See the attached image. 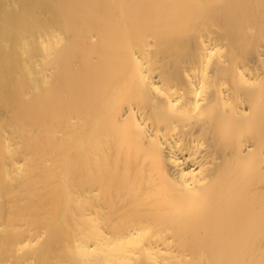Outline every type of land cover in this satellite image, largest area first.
Returning <instances> with one entry per match:
<instances>
[{
  "label": "bare ground",
  "instance_id": "obj_1",
  "mask_svg": "<svg viewBox=\"0 0 264 264\" xmlns=\"http://www.w3.org/2000/svg\"><path fill=\"white\" fill-rule=\"evenodd\" d=\"M0 264H264V0H0Z\"/></svg>",
  "mask_w": 264,
  "mask_h": 264
}]
</instances>
